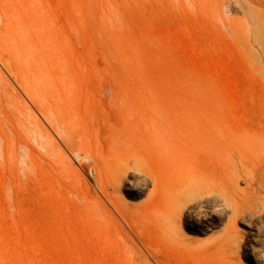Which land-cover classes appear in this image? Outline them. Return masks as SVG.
I'll return each instance as SVG.
<instances>
[{"label": "rangeland", "instance_id": "374dc122", "mask_svg": "<svg viewBox=\"0 0 264 264\" xmlns=\"http://www.w3.org/2000/svg\"><path fill=\"white\" fill-rule=\"evenodd\" d=\"M0 264H264V0H0Z\"/></svg>", "mask_w": 264, "mask_h": 264}, {"label": "bare ground", "instance_id": "6f19581e", "mask_svg": "<svg viewBox=\"0 0 264 264\" xmlns=\"http://www.w3.org/2000/svg\"><path fill=\"white\" fill-rule=\"evenodd\" d=\"M2 8H3V7H2ZM2 11H4V10H2ZM5 12H6V11H5ZM5 14H6V13H5ZM9 15H10V14H9ZM6 17H7V16H6ZM10 19H11V18H9L8 21H10ZM11 21H12V20H11ZM17 24H20L21 26H24V22L21 23V21H19V20L17 21ZM27 83H28V82H27ZM31 95H32V94H31ZM38 122H39V121H38ZM57 125H58V124H57ZM37 126H38V125H37ZM58 126H59V125H58ZM34 130H35V129H34ZM37 131H38V130H37ZM38 132H39V131H38ZM48 134H49V133H48ZM65 134H66V133H65ZM56 135H57V134H56ZM60 135H61V134H60ZM71 135H72V134H71ZM46 137H48V136H46ZM57 137H58V136H57ZM49 139H50V138H49ZM46 142H47V141H46ZM67 143H68V142H67ZM84 153H85V152H84ZM86 154H87V153H86ZM75 193H77V192H75ZM86 193H87V192H86ZM78 196H79V195H78ZM83 197H84V196H83ZM133 230H134V229H133Z\"/></svg>", "mask_w": 264, "mask_h": 264}]
</instances>
